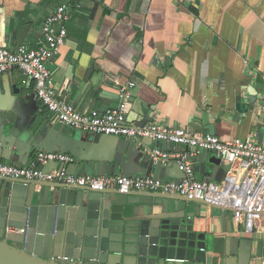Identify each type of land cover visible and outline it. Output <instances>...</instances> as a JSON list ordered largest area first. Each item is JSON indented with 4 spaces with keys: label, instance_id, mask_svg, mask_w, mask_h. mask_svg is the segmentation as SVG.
<instances>
[{
    "label": "crops",
    "instance_id": "1",
    "mask_svg": "<svg viewBox=\"0 0 264 264\" xmlns=\"http://www.w3.org/2000/svg\"><path fill=\"white\" fill-rule=\"evenodd\" d=\"M63 3L70 8L67 39L46 66L66 103L78 111L116 107L118 87L104 79L112 76L119 85H133L126 117L136 114L134 124L146 118L208 134L202 124L206 114L221 141L255 135L264 144V0H0V49L35 48L43 21ZM23 80L18 69L0 78V163L34 169L38 152H59L72 158L69 174L145 176L126 157L115 162L121 138L53 131L56 121L34 98L32 82ZM141 143L144 155L147 148L188 150L148 139ZM180 178L177 166L168 165L166 179ZM43 185L37 182L38 192ZM196 207L189 203L187 212ZM199 210L211 236L222 235L225 227L228 236L264 241V219L246 234L231 213L205 205Z\"/></svg>",
    "mask_w": 264,
    "mask_h": 264
},
{
    "label": "water",
    "instance_id": "2",
    "mask_svg": "<svg viewBox=\"0 0 264 264\" xmlns=\"http://www.w3.org/2000/svg\"><path fill=\"white\" fill-rule=\"evenodd\" d=\"M255 102L253 95L250 103ZM135 115L129 113L127 123L152 122L144 118L134 124L139 122ZM202 124L209 135H215L206 114ZM52 129L61 134L70 131L58 122ZM85 135L94 140L101 136ZM143 140L121 138L115 162L126 157L138 163L145 176L165 180L168 166L155 162L150 153H141L146 148ZM194 163L195 173L204 181L218 182L229 169L209 151ZM36 186L37 181L0 178V264H264V241L228 236L225 227L220 236L208 233L199 206L225 210L205 202L146 191H94L63 183H44L38 192ZM191 202L198 207L187 212ZM9 228L24 233H8Z\"/></svg>",
    "mask_w": 264,
    "mask_h": 264
},
{
    "label": "built area",
    "instance_id": "3",
    "mask_svg": "<svg viewBox=\"0 0 264 264\" xmlns=\"http://www.w3.org/2000/svg\"><path fill=\"white\" fill-rule=\"evenodd\" d=\"M79 8V5L76 6ZM70 8L60 4L42 23L40 40L33 49L18 45L13 50L0 49V78L13 69L23 75V85L32 82L33 95L43 104L54 120L71 131L113 136L126 139H148L161 142L173 148L185 146L187 151H162L145 149L155 162L165 166L171 163L182 173L180 179L160 180L152 176H79L69 174L66 166L72 162L67 154L40 151L36 155L37 168H26L0 163V178L22 179L43 183H63L86 187L94 191L116 189L120 194L152 192L178 195L199 200L208 205L231 213L235 223L251 234L256 225L264 219V144L255 135L245 139L223 142L216 136L200 134L182 128H167L157 123L145 126L129 124L126 121V107L131 101V83L119 85L116 78L105 76V81L118 87L119 103L104 110H76L59 98L60 90L55 86L48 60L55 58L67 39L65 22ZM209 151L229 166L220 181L202 180L195 177L194 159ZM55 162L57 168L43 171L38 166ZM8 233L22 235L23 229L9 228ZM66 260V259H64Z\"/></svg>",
    "mask_w": 264,
    "mask_h": 264
},
{
    "label": "rangeland",
    "instance_id": "4",
    "mask_svg": "<svg viewBox=\"0 0 264 264\" xmlns=\"http://www.w3.org/2000/svg\"><path fill=\"white\" fill-rule=\"evenodd\" d=\"M14 246H15V248H20V245H18V244H15Z\"/></svg>",
    "mask_w": 264,
    "mask_h": 264
}]
</instances>
